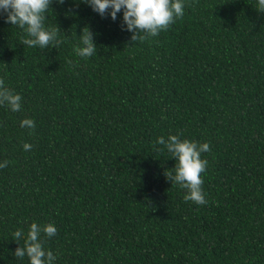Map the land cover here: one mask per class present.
<instances>
[{"label":"trees","instance_id":"obj_1","mask_svg":"<svg viewBox=\"0 0 264 264\" xmlns=\"http://www.w3.org/2000/svg\"><path fill=\"white\" fill-rule=\"evenodd\" d=\"M5 15L0 81L21 108L0 104V264H29L14 252L33 222L55 225L40 237L54 264H264L257 0H184L182 17L136 39L122 12L51 0L43 48ZM86 28L96 51L80 56ZM170 134L209 144L206 203L169 177L177 161L156 141Z\"/></svg>","mask_w":264,"mask_h":264},{"label":"clouds","instance_id":"obj_2","mask_svg":"<svg viewBox=\"0 0 264 264\" xmlns=\"http://www.w3.org/2000/svg\"><path fill=\"white\" fill-rule=\"evenodd\" d=\"M89 6L98 14H107L112 20L122 12V20L125 30L133 33L136 39L139 33L145 36H157L161 30L166 29L175 19L184 14V0H86ZM51 0H0V14H5L6 22L17 25L27 32L28 38L24 43L29 46L45 47L54 41L57 35L55 29L45 26V13L50 7ZM258 8L264 11V0H257ZM85 29V28H84ZM82 30L80 46L76 49L80 56H91L96 51L92 32L86 28ZM21 96L3 86L0 81V104H7L12 111L21 108ZM34 127L32 119L21 121V127ZM157 144L163 145L171 153L177 163L174 174L170 173L172 181L181 188L187 190L184 198L197 204L206 203L205 194L201 185L203 179L201 173L205 171L207 160L201 158V153L209 150L207 142L198 144L188 139H180L178 135H168L157 138ZM25 150L31 145L25 143ZM7 162H0V167ZM54 224L39 225L31 223L27 236L24 238V247H17L14 254L17 257L27 255L29 264H54L56 256L51 250H45L41 240L43 232L48 237L56 234ZM16 239L22 236L21 230L14 232Z\"/></svg>","mask_w":264,"mask_h":264}]
</instances>
